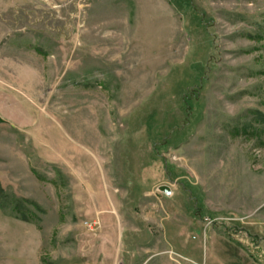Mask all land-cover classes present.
Wrapping results in <instances>:
<instances>
[{"label": "rangeland", "instance_id": "rangeland-1", "mask_svg": "<svg viewBox=\"0 0 264 264\" xmlns=\"http://www.w3.org/2000/svg\"><path fill=\"white\" fill-rule=\"evenodd\" d=\"M0 118V264H264V0H0Z\"/></svg>", "mask_w": 264, "mask_h": 264}, {"label": "water", "instance_id": "water-1", "mask_svg": "<svg viewBox=\"0 0 264 264\" xmlns=\"http://www.w3.org/2000/svg\"><path fill=\"white\" fill-rule=\"evenodd\" d=\"M2 123H3V120L0 118V124ZM159 190L165 193L166 195H169V189L167 187H160Z\"/></svg>", "mask_w": 264, "mask_h": 264}, {"label": "trees", "instance_id": "trees-1", "mask_svg": "<svg viewBox=\"0 0 264 264\" xmlns=\"http://www.w3.org/2000/svg\"><path fill=\"white\" fill-rule=\"evenodd\" d=\"M3 193L2 188L0 187V195ZM194 217H197V214H193ZM21 219L28 220L26 217L22 216Z\"/></svg>", "mask_w": 264, "mask_h": 264}, {"label": "built area", "instance_id": "built-area-1", "mask_svg": "<svg viewBox=\"0 0 264 264\" xmlns=\"http://www.w3.org/2000/svg\"><path fill=\"white\" fill-rule=\"evenodd\" d=\"M206 223L209 225V224H210V221H208V220L206 219Z\"/></svg>", "mask_w": 264, "mask_h": 264}]
</instances>
